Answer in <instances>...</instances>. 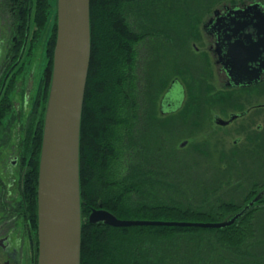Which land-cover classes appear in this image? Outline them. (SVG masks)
<instances>
[{"label":"trees","instance_id":"trees-1","mask_svg":"<svg viewBox=\"0 0 264 264\" xmlns=\"http://www.w3.org/2000/svg\"><path fill=\"white\" fill-rule=\"evenodd\" d=\"M223 1L91 0L92 57L81 129V264H264V206L257 208L256 205L223 229L115 228L103 223L92 225L86 219L94 208L100 207L121 219L183 222H220L241 210L240 204L227 201L224 194L217 196L222 187V178L218 175L208 180L191 175L194 162L176 154L172 143L170 146L169 139L165 138L167 123L156 120L159 93L155 90L153 74L155 49L162 52L165 47L167 52L170 40L179 57L180 52L182 56L192 54L190 43L200 38V12ZM0 4L13 21L9 50L2 67L9 71L24 61L29 40L38 42L48 23L51 4L49 0H0ZM131 15H134V27ZM105 19L110 20L111 27L103 24ZM57 27L56 18L47 49L49 64L34 101L35 112H39L41 119L37 141L33 138L34 115L22 144L24 149L36 151L26 188L32 207L35 206L36 218L39 162ZM139 28L138 38H142L144 45L140 77L133 53L137 42L130 34L131 31L136 34ZM114 41L118 44L116 47ZM106 50V61H101ZM18 71L19 74L22 69ZM201 72L192 63L187 67L175 65V74L191 77L198 90L197 95L192 93L188 109L184 112L183 108L175 115L176 129L191 125L197 110L208 102L203 98L206 92L200 89L207 74ZM15 82L0 102V141L10 131L14 106L9 95ZM194 83L189 84L190 88ZM194 189L204 194L203 204L193 205L188 200L187 194L195 192Z\"/></svg>","mask_w":264,"mask_h":264},{"label":"water","instance_id":"water-1","mask_svg":"<svg viewBox=\"0 0 264 264\" xmlns=\"http://www.w3.org/2000/svg\"><path fill=\"white\" fill-rule=\"evenodd\" d=\"M262 5L256 0L244 8H230L224 15L216 10L215 18L206 25L208 32L217 34L216 52L230 86L258 84L264 73L263 51L259 50L264 48ZM57 8V40L38 180V264H81V129L92 57L91 0H58ZM249 27L257 30V41L252 34H244ZM181 106L182 101H178L176 110ZM237 117L234 114L227 121L217 116L215 122L226 126ZM186 145L187 141L181 147ZM263 197L261 192L232 218L220 222L121 219L102 207L94 208L88 219L92 225L115 228L223 229L236 223Z\"/></svg>","mask_w":264,"mask_h":264},{"label":"rangeland","instance_id":"rangeland-1","mask_svg":"<svg viewBox=\"0 0 264 264\" xmlns=\"http://www.w3.org/2000/svg\"><path fill=\"white\" fill-rule=\"evenodd\" d=\"M255 1L256 0H225L211 8L205 7L203 12H200L198 25L200 38L190 43L192 54L182 56L180 52L181 56L179 57L176 52L173 61L174 65L169 64L167 60H162L161 56L158 57L159 62L156 63V65L153 64L156 72L160 74L164 73L165 77H169L168 72L171 69H175V65H184L187 67L190 63H192L195 68L199 69L200 72L202 71L204 74H207V76L204 77L205 80L201 81L205 82L200 85L201 91L206 92V95L203 97L208 100L206 105L204 102L200 110H197L191 125H180L177 129L175 127L174 138L169 136L164 137L169 139L170 142L168 141V143L170 146L172 143V149L180 158L189 162H194V165L191 167L192 170L190 171L191 175L194 173V176H201L203 180H208L215 175L222 178L221 191L217 196L219 197V195L224 194V199L240 204L241 209L252 201L259 192L264 190V109L252 110L251 114L234 121L228 126L216 124L215 118L219 116L224 120H229L233 113H240L254 106L264 105V83L261 87L254 90L231 89L226 87L225 74L216 63V57L211 50V47L214 45L213 38L207 35L204 30V24L214 17L216 10L223 9L226 5H244ZM257 1L264 3V0ZM49 2L51 4V10L46 27L42 31L37 43H31V39L29 40L27 45L28 54H26L27 56L25 55L22 64L15 68L17 71L22 69V72L19 74L15 72L17 79L13 93V103L18 111L23 109V102L27 95L29 97L31 96V101L34 100L38 87L44 79L45 70L49 64L47 49L57 18L58 0H49ZM10 19L3 4H1L0 70L3 67L4 59L9 50L8 43L11 32L9 31L8 25H10ZM107 21L108 20L105 19L103 24L111 27L110 20L108 23ZM105 26L103 32L106 39L107 30ZM114 44V47L118 45L116 42ZM122 50L124 49L122 48ZM159 53L162 54V52ZM159 53H155V57ZM106 56L107 50L102 52L101 61H106ZM173 77H177L187 86L194 83L191 77L184 78L179 75H174ZM173 77L170 78V82L173 80ZM162 87L163 85L160 87L156 85V89L154 87L157 93H159L157 98L159 104L168 86L163 89ZM116 90H118V88H116ZM187 90L185 101L181 108L177 109L175 115L180 114L183 108L185 112L190 105L193 94L197 95L196 92L198 90L195 83L194 87L191 86V90L188 88ZM97 94H99V90ZM117 95L118 98H120L119 92ZM128 97L127 99L131 100L132 97ZM151 98H153V95ZM21 118V122H23V126H25L27 124L25 115H22ZM15 129L17 133L20 134L23 127L20 130L17 124ZM22 135H24V130ZM185 141H187V145L182 148L181 144ZM194 190L195 192H189V194H187L188 200L193 205L203 204L204 194L200 190ZM207 204L208 203L205 202V205ZM259 206H264V199L262 202L258 203L257 208ZM89 215H87L86 219L89 218ZM30 249L27 243L24 247V264H28L26 257L29 255L30 259ZM4 261L5 257L0 250V264H4ZM29 264L33 263L29 262Z\"/></svg>","mask_w":264,"mask_h":264},{"label":"flooded vegetation","instance_id":"flooded-vegetation-1","mask_svg":"<svg viewBox=\"0 0 264 264\" xmlns=\"http://www.w3.org/2000/svg\"><path fill=\"white\" fill-rule=\"evenodd\" d=\"M1 1L3 2V0ZM246 5H249V4L226 5L224 6L223 9H219V14L224 15L227 13L228 9L230 8H235V7L244 8ZM262 10L264 11V3L262 5ZM214 18H215V13H214V17H212L208 22L204 24V30L206 31L208 36L213 38L214 45L211 47V50L216 57V63L221 67L222 72H224L225 74L226 87L231 88V89H241V90H254L256 88L261 87V85L264 83V73L262 74L261 80L258 84L248 85V86H230L229 85L230 78L228 77L224 69V66L219 63V54L216 52L217 42H218L217 34L214 33L213 31L208 32V30L206 29V25L209 24V22ZM133 19H134V15H131L130 21H131L132 27H134ZM9 23L10 25H8V28L10 31L11 25H13V21L10 19ZM140 30L141 29L139 28L136 34L133 31H131L130 33L134 36L133 38H135L137 42L133 47V53L135 54V58H136L135 59L136 64H137L136 71L137 70L140 71V73H138L139 71H137L139 77L140 75L142 76L141 73L143 71L142 63H143V52H144V45L142 43V38L140 39L138 38V36H141ZM244 34H252L253 39L255 41L258 40V37H256L257 30H255L252 27L247 28V30L244 31ZM8 46H9V43H8ZM167 48H168V51L166 52L165 47H162V54L159 53L160 50L157 48L155 53H159V54L156 55L155 62H154L155 65L156 63L159 62L158 57L160 56L162 60L163 59L167 60L169 64L174 65L173 61L175 59V50H174V45L170 40H169ZM259 50L263 51V56H264V48L259 49ZM171 70L168 72L169 77L168 76L165 77L164 73L160 74L156 72L155 69L153 70V74L155 75V81H156L157 86L160 87L161 85H163L162 89L168 86L166 88V92L164 93V96L161 98L160 104L156 100V104H157L156 105V111H157L156 120L158 122L164 121L165 123H167L166 125L167 130H168L167 137L169 136L171 138H174V131H175V120H174L175 118L174 117L177 111L176 104L178 101H182V104L184 103L185 98L187 96V91H188L187 88L189 90H191V88L190 86H187L184 83H182L177 77L174 78L173 76L176 75L175 69H171ZM15 72L18 74L19 71L15 69L8 71V70H5L4 68H1L0 70V102L3 98L7 96V93H9L11 89L12 83L16 80L14 79V77L17 76L15 75ZM172 77H173V80L170 82L171 80L170 78ZM177 82L180 83V85L177 84ZM141 84H142V80H141ZM14 89L15 88H13L11 91L12 94L9 95L12 101H13ZM30 97L28 95L25 97V101L23 102L24 106L22 110L20 109V111H18V109L13 107V113L11 114L12 120L10 121L11 124H10L9 134L8 132L7 134H4L2 136V140L0 141V250L3 256L5 257L4 264H24L23 262L24 261V247L27 245V243H28L29 248H31L30 249L31 251L30 259H29V255L28 257H26L28 264L29 262L33 264H38V261H39L38 212H37V218H36V213L34 212L35 206L32 207L30 198L26 194V188L28 184L27 177L30 171L29 169L32 166L34 157L36 156V151L34 153V149H24L22 147L23 140H25V138L27 137V131L29 130V127L31 126V123L33 121L32 118L34 117V115L36 118L35 135L33 136L34 141H37V137H38L37 129L40 124L39 122L41 121V119H39V112L36 113L34 109L35 108L34 101H35L36 95L33 101L30 100ZM13 106H14V103H13ZM46 109H47V105H46ZM261 109H264V105L254 106L253 108H249L240 113H233L232 115L238 114L239 117L234 119L230 124H232L234 121L240 118H244L248 116L249 114H251L252 110L255 111V110H261ZM22 115H25V118L27 119V124L25 126H23L24 123L21 122ZM232 115L230 116V119ZM45 117H46V110H45ZM17 124L20 130L23 127L24 135H22L23 130L20 131V134L17 133L15 129ZM44 125H45V121H44ZM164 134H166L165 131H164ZM33 146H36V144H34ZM40 159H41V154H40ZM39 169H40V162H39ZM261 192H264V190ZM261 192H259L258 194H260ZM263 199L264 197L259 202H262ZM258 203L256 205H258ZM37 211H38V208H37Z\"/></svg>","mask_w":264,"mask_h":264}]
</instances>
